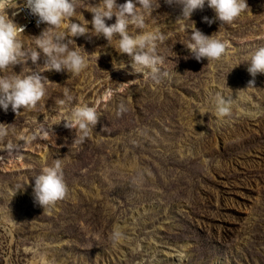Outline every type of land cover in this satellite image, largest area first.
<instances>
[{
  "label": "rangeland",
  "instance_id": "obj_1",
  "mask_svg": "<svg viewBox=\"0 0 264 264\" xmlns=\"http://www.w3.org/2000/svg\"><path fill=\"white\" fill-rule=\"evenodd\" d=\"M98 3L75 0V16L59 30L91 21L87 9ZM247 4L231 24L206 23L203 17L215 16L207 3L187 22L177 21L181 9L164 0L144 13L146 30L166 37L157 54L169 75L159 82L115 70L113 61L130 58L102 36L73 38L70 48L88 61L79 75L43 72V55L0 73L41 71L48 78L36 109L16 115L0 108L9 129L0 144V264H264V74L249 85L247 71L250 56L264 47V0ZM193 21L227 45L221 61L191 57L185 44ZM45 27L21 34L25 46L35 49ZM129 33L139 34L132 27ZM65 91L74 99L62 106ZM218 91L233 95L228 116L216 114ZM79 104L100 115L83 143L79 129L63 122L41 138ZM121 105L126 111L117 115ZM36 134L27 144L19 139ZM9 142L14 150L6 149ZM57 159L68 195L43 211L32 187ZM23 185L10 201L7 190Z\"/></svg>",
  "mask_w": 264,
  "mask_h": 264
},
{
  "label": "clouds",
  "instance_id": "obj_2",
  "mask_svg": "<svg viewBox=\"0 0 264 264\" xmlns=\"http://www.w3.org/2000/svg\"><path fill=\"white\" fill-rule=\"evenodd\" d=\"M164 2L169 6L179 7L181 15L177 21L184 22L192 21L193 13L202 10L207 3V6L215 12L213 18L203 17L209 25L216 21L221 24H231L249 7L247 0H164ZM159 7L160 0H125L122 4H118L117 0H99L98 4L87 9L93 14L91 21L71 22L63 30H59L65 21H72L71 18L75 16V0H23L22 7L17 4V0L14 4L12 0H0V73L13 69L17 64L26 63L29 59L33 64H37L43 55V72L56 71L79 75L88 67V61L80 51L70 48V44L75 41L73 38L102 36L118 53L126 54L130 58V67L125 62L117 64L113 61L115 70H126L132 75L150 74L153 80L159 82L169 75L167 71H161L162 60L157 54L158 42H163L166 37L159 31L146 30L144 15V13H153ZM9 8L17 9L12 13V17L18 15L20 11L27 10L36 18L37 26L46 25L41 34L35 36V49L26 47L21 40L24 26L18 25L13 18H10L6 11ZM113 16L116 18L115 23L107 24L106 19L111 20ZM130 27L137 29L139 34L131 35ZM53 29L57 31H51ZM189 30L191 42L185 46L190 51L191 57L198 62L203 59H207L208 62L221 61L227 54V45L213 34H204L195 26V22L187 26V31ZM114 37L118 38L117 45L112 43ZM247 63V71L253 78L249 81V85H254L255 77L264 74V47L258 48ZM238 65H234L231 70ZM43 72L33 71L30 74L17 73L11 77H0V108L5 112L11 108L16 115L20 114L21 109H36L37 105L45 100L47 94L45 81H48V78L42 75ZM64 95L65 99L60 100L59 104L62 106L71 104L74 97L67 91ZM213 100L217 116L230 115L233 95H225L223 91H218ZM125 111L126 108L121 105L117 115ZM99 120L100 115L95 107L79 104L53 122L49 129H42L44 135L41 138L47 139L48 133L53 132L52 126L63 122V126L69 130L79 129L82 133L79 142L83 143L90 127H95ZM8 135V127L0 123V144L5 142ZM37 135L39 134L19 139L27 144L36 139ZM15 147L16 145L11 142L6 144L7 150H14ZM23 188L24 185L8 189L7 195L10 201L17 191ZM68 191L59 159L52 166L44 167L40 174L35 176L32 187L33 200L43 208V211L63 200L68 195ZM119 236L120 233L117 231L115 238L119 239Z\"/></svg>",
  "mask_w": 264,
  "mask_h": 264
},
{
  "label": "built area",
  "instance_id": "obj_3",
  "mask_svg": "<svg viewBox=\"0 0 264 264\" xmlns=\"http://www.w3.org/2000/svg\"><path fill=\"white\" fill-rule=\"evenodd\" d=\"M12 3L14 4L15 0H12ZM17 4L20 7H22L23 0H17ZM6 11L8 12L10 18L14 19V22H16L18 25L24 26V33L29 32L31 29L39 28L45 25V24H40L39 26H37L36 18L30 15L27 10L20 11L19 14L16 15L15 17H12V13L17 11V9L9 8Z\"/></svg>",
  "mask_w": 264,
  "mask_h": 264
}]
</instances>
